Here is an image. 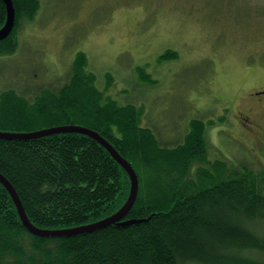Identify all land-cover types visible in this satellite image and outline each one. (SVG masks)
Returning a JSON list of instances; mask_svg holds the SVG:
<instances>
[{"label":"trees","instance_id":"obj_1","mask_svg":"<svg viewBox=\"0 0 264 264\" xmlns=\"http://www.w3.org/2000/svg\"><path fill=\"white\" fill-rule=\"evenodd\" d=\"M13 2L16 23L0 40V55L16 52L21 20L33 21L43 5L42 0ZM6 18L0 0V28ZM86 65L87 55L80 50L68 80L57 89L42 87L34 97L3 89L0 131L65 124L98 131L137 171L138 196L122 219L134 221L40 237L24 226L0 182V264H264V191L258 185L264 170L213 163L206 140L213 120L192 118L177 143L162 142L141 123L145 105L104 99L96 73ZM143 79L152 82L150 74ZM0 173L14 185L29 219L46 229L105 219L124 205L131 187L128 173L111 153L81 133L0 138Z\"/></svg>","mask_w":264,"mask_h":264},{"label":"rangeland","instance_id":"obj_2","mask_svg":"<svg viewBox=\"0 0 264 264\" xmlns=\"http://www.w3.org/2000/svg\"><path fill=\"white\" fill-rule=\"evenodd\" d=\"M42 2L33 21L21 20L16 52L0 55V92L34 97L59 88L83 50L103 98L144 104L141 123L162 142L177 143L192 118L213 120L206 129L213 163L264 170V135L243 140L237 115L251 105L240 98L245 92L264 97L254 94L264 88V0ZM170 50L177 53L161 58ZM258 185L264 191V180Z\"/></svg>","mask_w":264,"mask_h":264},{"label":"water","instance_id":"obj_3","mask_svg":"<svg viewBox=\"0 0 264 264\" xmlns=\"http://www.w3.org/2000/svg\"><path fill=\"white\" fill-rule=\"evenodd\" d=\"M4 2L6 4L7 18L4 26L0 28V40H3L6 37H8V35L12 32L16 23V11L13 0H4ZM58 133H81V134L89 135L90 137L96 139L101 145H103L111 153V155L118 161L120 165H122V167L128 173L131 182L130 193L124 205L113 215L105 219L77 227L64 228V229H46L36 226L29 219L25 207L22 203V200L17 190L15 189L14 185L7 177H5L2 173H0V182L6 187V189L9 191L10 195L12 196L14 203L17 207L18 213L20 215V218L24 226L28 229V231L40 237H65V236L78 234L81 232L93 231L95 229L101 228L103 226L112 223L127 224L133 222L134 220L122 221V219L134 206L138 196L139 177L137 171L135 170L132 163L124 156H122L121 153L115 148V146L108 139L102 136L98 131L80 124H65V125H55L44 129H38L27 132L0 131V138L28 139V138L47 136Z\"/></svg>","mask_w":264,"mask_h":264},{"label":"flooded vegetation","instance_id":"obj_4","mask_svg":"<svg viewBox=\"0 0 264 264\" xmlns=\"http://www.w3.org/2000/svg\"><path fill=\"white\" fill-rule=\"evenodd\" d=\"M254 94H264V88L261 90H256ZM259 96V95H257ZM243 101H248L251 105L248 108L238 109V121L242 127V139L246 140L248 136L252 141H258L261 136L264 135V125L263 121L260 120L261 116H264V97L254 98L250 91L245 92L243 96L240 97ZM257 109H260L258 112ZM242 145H245L243 140L238 138Z\"/></svg>","mask_w":264,"mask_h":264}]
</instances>
